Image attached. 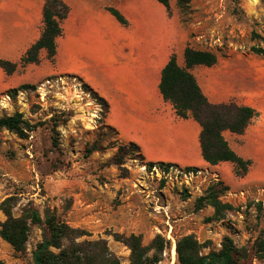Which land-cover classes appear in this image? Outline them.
Segmentation results:
<instances>
[{
	"label": "rangeland",
	"instance_id": "374dc122",
	"mask_svg": "<svg viewBox=\"0 0 264 264\" xmlns=\"http://www.w3.org/2000/svg\"><path fill=\"white\" fill-rule=\"evenodd\" d=\"M113 1L106 0L107 7ZM170 2L168 16L186 32L183 54L191 46L218 56L213 67L191 69L196 79L209 70H234L240 84L248 70H264V57L252 51L260 43L254 32L264 37V0H189L186 14L178 0ZM22 73L13 74V83L0 75V117L19 112L32 126L25 139L0 131V203L15 197L14 216H22L29 206L42 214L47 207L56 209L70 226L91 234L81 240H106L122 264L130 263L131 251L114 234L140 235L145 245L162 235L169 248L158 264H178L172 249L182 236L196 235L208 246L204 253L219 250L223 238L231 236L238 248L248 251L242 264H264L252 251L264 234V184L249 186L235 170L223 181L211 167L190 173L176 167L168 172L150 169L135 151L120 148L128 143L108 129L104 108L76 78L58 82L70 88L68 93L55 85V78H47L36 89L9 96L8 90L23 85L15 81ZM93 147L99 150L87 155ZM219 181L229 187L222 201L235 210L222 221L207 222L214 209L206 205L197 210V199ZM85 202L91 206L82 213ZM5 220L0 211V222ZM42 238V229L33 225L26 251L18 254L0 237V259L34 264L32 253Z\"/></svg>",
	"mask_w": 264,
	"mask_h": 264
},
{
	"label": "crops",
	"instance_id": "0c3cea01",
	"mask_svg": "<svg viewBox=\"0 0 264 264\" xmlns=\"http://www.w3.org/2000/svg\"><path fill=\"white\" fill-rule=\"evenodd\" d=\"M7 1L0 0V60L18 65L14 75L23 70L16 82L37 85L55 78V85L61 86L58 82L63 77H80L109 103L106 125L117 131L121 142L137 144L146 163H170L181 169L211 167L223 181L232 174L235 166L231 162L216 166L205 162L200 124L179 118L161 94L163 68L173 53L183 67L180 47L186 40L183 27L168 16L162 4L114 0L110 7L129 22L123 26L107 10L106 0H64L69 14L62 23L63 35L57 38L54 61L42 49L40 63L22 66V57L42 35L46 0H31L22 15L9 14ZM0 75L14 82V75L8 76L1 66ZM197 81L213 104L236 100L258 111L244 134L225 131L224 136L240 157L252 161L245 182L264 184V70H248L240 84L234 70H209ZM61 87L70 91L66 85ZM83 204L82 213L91 206Z\"/></svg>",
	"mask_w": 264,
	"mask_h": 264
},
{
	"label": "trees",
	"instance_id": "16d2710c",
	"mask_svg": "<svg viewBox=\"0 0 264 264\" xmlns=\"http://www.w3.org/2000/svg\"><path fill=\"white\" fill-rule=\"evenodd\" d=\"M162 4L171 15L170 0H156ZM181 13H187L189 0H178ZM107 10L123 26H128V20L122 13L113 8ZM69 7L64 0H47L43 9L44 28L42 35L25 53L21 59L22 66L40 63V51L46 49L49 58L54 61L57 53V38L63 35V21L68 17ZM253 38L260 43L252 47V51L264 57V37L256 32ZM185 67L177 62L176 54H172L169 62L163 68L160 91L165 101L170 102L181 119H194L201 126L200 144L202 157L209 165L216 166L222 162H231L235 166V174L244 177L252 165L251 160L240 157L230 146L224 136L225 131L234 134H244L252 121L259 115L258 111L249 106L238 105L234 101L227 104H213L204 94L191 69L197 66L213 67L217 64L218 56L212 51L196 50L187 46L184 51ZM0 66L9 76L17 71L16 63L0 60ZM81 88L88 93L103 108L105 116L109 112V103L99 95L82 78L75 77ZM36 89L35 85L23 84L8 90L11 97L18 96L20 91ZM32 126L24 119L22 113L0 117V131L7 130L20 139L28 137ZM116 135L117 131L108 127ZM135 151L137 156L145 162L140 147L135 143L121 145ZM93 147L87 150V155L98 151ZM151 168L159 167L164 172L177 165L164 162H147ZM187 173L198 172L199 168H184ZM229 190L222 181L213 183L204 196L197 199V210L209 205L214 209L207 222L222 221L226 214L235 210V207L222 201V196ZM16 198L8 197L0 203V211L6 220L0 222V237L13 250L22 254L27 249L32 226L36 225L43 231V238L32 253L34 264H122L116 255L110 251L104 239L81 240L91 237L84 229L70 226L58 214L56 209L47 207L44 214L38 209L29 206L22 216H14ZM117 241L124 243L131 251L129 264H158L163 260L165 251L169 248V241L162 235H157L149 245H145L142 236L114 234ZM206 244L201 243L196 235L190 234L179 238L176 242L178 264H242L248 257L246 249H240L231 236H225L219 250H210L204 253ZM255 258H264V234L253 244ZM0 264L6 262L0 259Z\"/></svg>",
	"mask_w": 264,
	"mask_h": 264
},
{
	"label": "bare ground",
	"instance_id": "6f19581e",
	"mask_svg": "<svg viewBox=\"0 0 264 264\" xmlns=\"http://www.w3.org/2000/svg\"><path fill=\"white\" fill-rule=\"evenodd\" d=\"M29 3L31 4V0H8L6 7L10 8L9 14L12 13L13 15H19V14L22 15L21 14L22 11H24L27 8V6L30 5ZM172 253H173V256L176 258V246L173 247Z\"/></svg>",
	"mask_w": 264,
	"mask_h": 264
}]
</instances>
